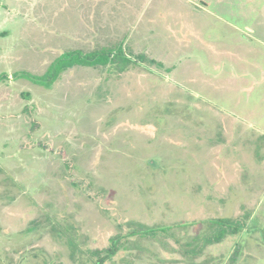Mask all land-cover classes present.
<instances>
[{
  "label": "rangeland",
  "instance_id": "obj_1",
  "mask_svg": "<svg viewBox=\"0 0 264 264\" xmlns=\"http://www.w3.org/2000/svg\"><path fill=\"white\" fill-rule=\"evenodd\" d=\"M0 74V264H264V0H0Z\"/></svg>",
  "mask_w": 264,
  "mask_h": 264
},
{
  "label": "trees",
  "instance_id": "obj_2",
  "mask_svg": "<svg viewBox=\"0 0 264 264\" xmlns=\"http://www.w3.org/2000/svg\"><path fill=\"white\" fill-rule=\"evenodd\" d=\"M118 54H121V52H119ZM113 57V53L111 52H91L87 54H84L80 51L67 52L57 58L50 65L48 71L43 76H34L30 73L20 72L13 74L11 76V80L23 79L29 81L34 85L49 89L62 72H65L76 66L90 68L106 66L112 62ZM4 80H10V77L7 74H0V82ZM211 221L213 224L212 227L215 228L214 230H217L214 232L212 231L213 238L209 241L211 243H218L223 239L224 235H233L241 231L240 226L237 224H233V221L229 220V224H226V222H228L227 219H217L216 221ZM177 227L180 226L178 225ZM168 229L169 227L167 226L146 228L145 230H140L130 235H140L141 237L156 236L161 232L165 233L166 231H168ZM122 239L123 238L119 236L115 237L111 240V245L109 248L92 253L95 258L93 264H104L115 257L117 253L120 252ZM188 249L186 252H188L189 254L191 253L192 255L193 253L196 255L201 251V247L193 248V250L191 251Z\"/></svg>",
  "mask_w": 264,
  "mask_h": 264
}]
</instances>
